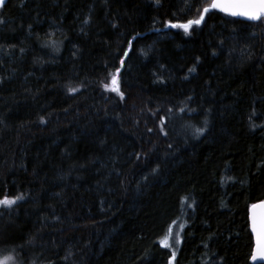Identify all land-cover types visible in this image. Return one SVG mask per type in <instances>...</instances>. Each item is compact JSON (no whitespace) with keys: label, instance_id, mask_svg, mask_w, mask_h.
<instances>
[{"label":"trees","instance_id":"1","mask_svg":"<svg viewBox=\"0 0 264 264\" xmlns=\"http://www.w3.org/2000/svg\"><path fill=\"white\" fill-rule=\"evenodd\" d=\"M212 1L0 9V199L22 197L0 206L10 264H167L184 208L177 264H253L264 23L213 10L170 26ZM118 68L123 97L105 88Z\"/></svg>","mask_w":264,"mask_h":264},{"label":"snow or ice","instance_id":"2","mask_svg":"<svg viewBox=\"0 0 264 264\" xmlns=\"http://www.w3.org/2000/svg\"><path fill=\"white\" fill-rule=\"evenodd\" d=\"M5 0H0V6L4 4ZM159 3V0H156ZM186 5L188 4V0H185ZM213 10H219L229 16L232 17H242L248 21L264 23V0H213L210 6L204 7L203 12L199 15L197 19H188L186 23H174L170 24L172 28H182L186 33L192 28L193 25L199 26L205 20V14H211ZM2 22V21H0ZM84 23H88L87 20ZM168 26V25H166ZM31 27V25H29ZM115 27V25H113ZM135 39V38H134ZM53 45L55 41L52 42ZM129 47H131V41H129ZM23 51V49L21 50ZM125 56H128V52L124 53ZM249 58L251 56L249 55ZM121 65L124 64V61H120ZM195 69H191L194 71ZM120 69L118 68L116 71V75L112 76L111 86L106 84L105 88H109L112 91L118 92L121 97H123V93L120 92L119 89V76ZM70 92H76V88H70ZM204 129H196L195 132L197 135L202 134ZM139 159V157H137ZM18 199H22V197H16L14 199H9L7 197L0 199V206L12 207ZM264 207V205H259ZM253 208L258 207V205H253ZM252 231L256 235V248L254 249L252 260H256L257 257L264 260V223L261 224L259 228H257L255 216L252 218ZM165 247H169L167 243L164 245ZM175 257V252H173V258ZM12 256L4 257L0 259V264H8L9 261H12Z\"/></svg>","mask_w":264,"mask_h":264},{"label":"rangeland","instance_id":"3","mask_svg":"<svg viewBox=\"0 0 264 264\" xmlns=\"http://www.w3.org/2000/svg\"><path fill=\"white\" fill-rule=\"evenodd\" d=\"M186 225H187L186 209L184 208V211L182 212L180 217L170 225L167 233L160 239V243L162 246H164L165 243L170 245L169 247L164 246L165 248L170 250L171 253L167 264H177V258L179 255L181 243L183 241ZM173 252H175L174 258H173ZM4 257L6 256L1 255L0 253V259H3ZM8 264H10V261L8 262Z\"/></svg>","mask_w":264,"mask_h":264},{"label":"water","instance_id":"4","mask_svg":"<svg viewBox=\"0 0 264 264\" xmlns=\"http://www.w3.org/2000/svg\"><path fill=\"white\" fill-rule=\"evenodd\" d=\"M6 3H7V0H5L4 4L2 6H0V9L3 8ZM217 11L220 12L219 10H217ZM221 13H223V12H221ZM223 14H225V13H223ZM225 15H227V14H225ZM230 17H232V16H230ZM234 18H238V19L248 21L242 17H234ZM250 22H252V21H250ZM253 205H258V207L253 208L252 207ZM253 205L250 208L249 219H250V230H251V233L253 235V240H254V247H253V252H254V249L256 248V235L252 231V223H253L252 218H253V216H255L257 228H259L261 226V224L264 223V207L259 206V205H264V200L257 202ZM253 252H252V255H253ZM251 261L253 264H264V260L260 259L259 257H257L256 260H252V258H251Z\"/></svg>","mask_w":264,"mask_h":264}]
</instances>
